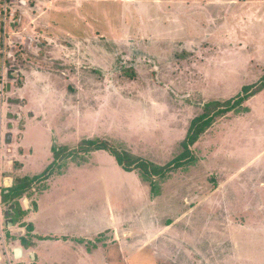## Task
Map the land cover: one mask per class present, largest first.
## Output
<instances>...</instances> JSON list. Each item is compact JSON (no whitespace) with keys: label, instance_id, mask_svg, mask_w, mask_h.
Here are the masks:
<instances>
[{"label":"rangeland","instance_id":"obj_1","mask_svg":"<svg viewBox=\"0 0 264 264\" xmlns=\"http://www.w3.org/2000/svg\"><path fill=\"white\" fill-rule=\"evenodd\" d=\"M80 2L77 23L71 0H0V264H30L11 255L7 225L25 228L23 200L37 191L38 211L64 198L77 230L111 221L106 196H121L133 243L148 241L133 260L264 264V90L231 112L214 104L264 78V0ZM205 114L192 161L156 177L154 193L142 170L86 144L164 167ZM20 175L43 177L16 198Z\"/></svg>","mask_w":264,"mask_h":264},{"label":"crops","instance_id":"obj_2","mask_svg":"<svg viewBox=\"0 0 264 264\" xmlns=\"http://www.w3.org/2000/svg\"><path fill=\"white\" fill-rule=\"evenodd\" d=\"M86 1L87 4L91 5L92 0ZM21 2L25 4L24 6H27L25 1ZM71 2L72 6L67 9H74L79 14L75 21L80 23L83 21L81 20L83 16L79 11L78 3L82 2H80V0H71ZM80 15L82 17L79 19L78 17ZM91 29L94 30V25ZM73 35L74 36L65 32L62 37H68L70 41L75 43L82 41V38L75 34ZM29 148H26L27 151L24 150V152L31 157L32 155L30 151H28ZM22 156L23 154L19 152L18 159H21ZM51 167L50 165L45 169V173L48 172V175L51 173ZM20 177L21 179H28L29 181L30 178H32L23 175H20ZM42 177L43 175L34 180H40ZM51 188L50 190L48 188L50 194L53 193L55 185L53 184ZM27 190L25 195H29L30 193V191ZM33 191L36 190L33 188L32 192ZM38 196L40 195H38L37 191L36 195H31V198L27 196V198L23 200L22 211L26 213L23 218V224L27 223L25 228H17V226L10 223L7 225L8 228L14 227L10 232L12 235L17 234L19 238L14 242L18 247H12L11 250V255L14 256V258L22 260L29 259L30 264H162V262L160 263L152 258L150 260L132 259V256L148 251L145 246L148 241L140 238V242L134 241L133 243L132 225L127 222V218L120 217L124 211H119L117 204H114L115 199L120 200L121 196L107 194L105 203L108 215L112 217L111 221H105L101 225H96L91 228V230L83 228L80 224L79 230H77V223L76 225L71 221L65 222L67 218L64 215L63 206L61 205L64 198H55L53 202V199H51L53 197L51 196L49 198V200L51 199L50 203L49 200L45 203L46 206L52 205L58 208V211L54 213H48L49 211H38V205L41 204L40 199L38 200ZM55 213H57L56 217ZM74 215L75 217H72L71 220L75 218L76 220L78 219L76 214ZM107 235H109V240L103 241V238ZM16 248H21L19 256L16 253Z\"/></svg>","mask_w":264,"mask_h":264},{"label":"trees","instance_id":"obj_3","mask_svg":"<svg viewBox=\"0 0 264 264\" xmlns=\"http://www.w3.org/2000/svg\"><path fill=\"white\" fill-rule=\"evenodd\" d=\"M263 90H264V78L260 81L259 84L245 86L243 88L242 94L237 97V100L229 101L225 103L224 106H222L221 103H217V102L214 104L217 105L218 107H224L222 108L223 109L222 112H231L238 105L248 100L251 96L258 94ZM212 122H213V118L206 116V114L199 118H196L191 124L188 135L183 143V147L185 148V153L181 156V158L176 159L175 161L164 167H157L141 159L134 158V156L126 152L120 153L116 149L111 147L107 141L88 140L86 144L88 145L89 149H92L93 151H108V152L110 151L112 155L116 158L118 164L122 166L127 172H132L135 169L142 170L144 173L143 180L150 184V186L152 187V192L154 193V191L157 188V184L155 181L156 177L164 179L165 177H167L169 173L181 168L182 165L185 163V161H192L193 158L192 156H190L191 154L190 147H192L198 141L201 135L211 126ZM34 181L36 180H33L32 182ZM32 182H30L28 179H21L19 186L13 189L12 191L13 196L16 198L22 197L27 190L26 187L28 183H32ZM8 193L10 194V191H8Z\"/></svg>","mask_w":264,"mask_h":264},{"label":"water","instance_id":"obj_4","mask_svg":"<svg viewBox=\"0 0 264 264\" xmlns=\"http://www.w3.org/2000/svg\"><path fill=\"white\" fill-rule=\"evenodd\" d=\"M18 75V74H17ZM12 138V136H10V139ZM27 201V200H26ZM18 252H21V248H17Z\"/></svg>","mask_w":264,"mask_h":264},{"label":"bare ground","instance_id":"obj_5","mask_svg":"<svg viewBox=\"0 0 264 264\" xmlns=\"http://www.w3.org/2000/svg\"><path fill=\"white\" fill-rule=\"evenodd\" d=\"M27 203H28V201H27ZM16 253H17V255L19 256L20 253L18 252V250L16 251Z\"/></svg>","mask_w":264,"mask_h":264}]
</instances>
